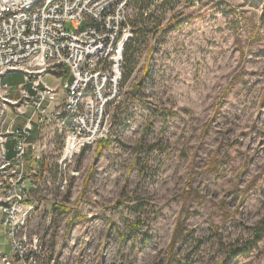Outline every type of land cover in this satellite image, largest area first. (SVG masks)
<instances>
[{"label": "rangeland", "instance_id": "374dc122", "mask_svg": "<svg viewBox=\"0 0 264 264\" xmlns=\"http://www.w3.org/2000/svg\"><path fill=\"white\" fill-rule=\"evenodd\" d=\"M128 28L140 40L116 139L66 166L62 140L44 155L38 264H264V0H135ZM47 79L61 92L70 74ZM24 80L6 76L11 97Z\"/></svg>", "mask_w": 264, "mask_h": 264}, {"label": "built area", "instance_id": "2783aa9c", "mask_svg": "<svg viewBox=\"0 0 264 264\" xmlns=\"http://www.w3.org/2000/svg\"><path fill=\"white\" fill-rule=\"evenodd\" d=\"M134 1L0 0V233L10 247V252L0 249V264L40 260L42 244L31 231L38 211V171L52 165L44 160L48 146L64 142L56 163L66 166L83 148L116 139L111 108L120 97L124 46L132 38L128 10ZM67 23L74 29L68 30ZM67 70L70 79L59 92L47 77ZM11 72L24 75L18 98L11 97L5 81ZM21 107L32 114L17 128ZM9 111L15 116L4 130ZM8 137L15 139L10 158Z\"/></svg>", "mask_w": 264, "mask_h": 264}, {"label": "trees", "instance_id": "16d2710c", "mask_svg": "<svg viewBox=\"0 0 264 264\" xmlns=\"http://www.w3.org/2000/svg\"><path fill=\"white\" fill-rule=\"evenodd\" d=\"M141 18L144 21L143 10L141 11ZM144 32H145V28H142V30H140V33L142 34ZM138 40H140V37H138L137 39H135L133 37L129 41H127L125 46H124V58H125V62H126L125 79L130 77L134 71L135 59H136V55L138 53L137 52L138 49L135 47V44H137ZM148 70H149V68H147L146 71H148ZM140 86H142V82L139 84V87ZM98 143H99V151H102V149L105 147V145L108 143V141L101 139V140H99ZM136 228H138V227L136 226Z\"/></svg>", "mask_w": 264, "mask_h": 264}, {"label": "crops", "instance_id": "0c3cea01", "mask_svg": "<svg viewBox=\"0 0 264 264\" xmlns=\"http://www.w3.org/2000/svg\"><path fill=\"white\" fill-rule=\"evenodd\" d=\"M8 83V82H7ZM21 83H23V82H21ZM20 83V84H21ZM14 98V97H13ZM18 98V97H17ZM11 112V111H10ZM14 113V112H13ZM13 119V118H12ZM12 121V120H11ZM12 122H10V124H11ZM15 123H16V120H15ZM15 125V124H14ZM10 126V125H9ZM14 127H16V126H14ZM17 128H19V127H17ZM5 130V129H4ZM13 138V137H12ZM14 139V138H13ZM37 139V133L36 132H34V134H33V137H32V140H36ZM14 142H15V139H14ZM13 147H15V144H14V146ZM36 168H38V166L36 167Z\"/></svg>", "mask_w": 264, "mask_h": 264}]
</instances>
